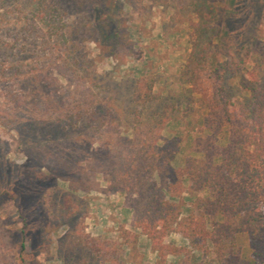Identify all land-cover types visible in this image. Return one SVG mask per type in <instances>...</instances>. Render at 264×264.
<instances>
[{"label":"rangeland","instance_id":"rangeland-1","mask_svg":"<svg viewBox=\"0 0 264 264\" xmlns=\"http://www.w3.org/2000/svg\"><path fill=\"white\" fill-rule=\"evenodd\" d=\"M62 1L66 22L74 20L79 24L83 13H89L96 20L98 15L101 17L111 12L106 8L99 13L97 0ZM134 1L132 5L125 0L121 2L128 40L120 49L109 44L99 45L83 30L84 34L80 35L83 52L95 60L96 73L106 78L100 87L99 99L105 104L101 107L110 109L111 103L107 100L111 96L122 105L119 111L111 108V112L102 113L103 116L122 120L123 110L140 77L154 82L155 94L171 97L184 90L183 97L198 101L201 95L195 93L191 96L188 93L190 84L180 83L178 76L189 57L205 49L206 41L201 43L202 48L196 46L200 44L198 35L203 23L214 30L213 34H222L224 29H228L232 42L224 50H216L215 70L209 63L201 68L199 84L194 88L202 89V93L211 98L222 78L229 80L235 75V80L228 83H237L240 76L251 80L255 62L263 67L264 0H244L246 3L240 8L232 6L233 0H205L211 5L201 16L192 8L195 0ZM12 3L7 0L0 12H5ZM108 3L110 5V0ZM18 5L25 12L32 9L30 0H20ZM220 10H227L226 18L222 19L224 13L221 14ZM20 24L21 20L15 13L1 23L0 58L5 56L4 49L7 48L1 46L3 41L5 45H13V56L8 57L10 62L23 60L35 65L36 57H39L42 63L38 67L45 69L42 77L50 80L39 91L32 84L24 89L22 86L35 75L34 68L27 64L23 68L24 78L14 83L13 90L21 98L27 93V98L21 99L26 104L12 124L0 122V264H65L58 246L70 243L73 233L77 235L79 232L87 239V248L91 252H87V248L84 251L90 260H95L94 264H230L234 260L237 261L232 264H258L250 258L251 250L245 234L238 235L232 242L230 248L234 256L229 257L226 252L220 262L216 248L209 240L213 231L208 220H205L207 235L196 247L180 232L183 227L176 223L166 231L157 228L156 241L161 240L166 247L162 248V253L154 246L153 239L133 221V212L126 204L127 197L108 175L114 163L110 157L115 150L114 140L103 130L90 134L83 124L64 126L45 112V96L55 88L61 90L67 82L54 66L49 65V55L42 49L39 39L30 38L20 31ZM251 37L255 42L252 47L249 46ZM239 40H246V46L252 52L245 63L240 62L245 59L244 52L237 55L232 48ZM219 42L217 38L213 40L211 47L204 50L206 56L212 50L214 53L213 47ZM210 61L208 57L207 62ZM25 76L27 80H24ZM2 88L0 84V90ZM218 95L215 94V99ZM66 97L64 93L62 98ZM2 100L0 98V104ZM156 106L158 102L152 103L148 111H154ZM186 108L182 104L176 115L178 118L172 116V120L160 130V140L169 142L174 136L178 137L179 150L171 164L176 170L184 168L186 157H203V154H195L193 149L197 138L207 133L201 132L205 111L199 108V102L191 111ZM118 133L123 138L133 137V130L123 124L119 126ZM162 143L160 141L159 145ZM219 144L224 146L226 139L221 136ZM187 187L188 182L184 181L179 195L166 194L167 199L178 206L177 221L190 214L198 216L197 198L207 196L205 192L189 193ZM87 237L100 239L105 244L95 246L102 249L99 255H104L107 249L112 250L107 259L99 260ZM22 243L25 247L20 253Z\"/></svg>","mask_w":264,"mask_h":264},{"label":"trees","instance_id":"trees-1","mask_svg":"<svg viewBox=\"0 0 264 264\" xmlns=\"http://www.w3.org/2000/svg\"><path fill=\"white\" fill-rule=\"evenodd\" d=\"M10 1L12 5L5 12H0V25L8 15L15 13L21 20L20 31L30 38L39 39L42 49L49 55V65L54 66L67 82V86L61 87V90L55 88V91L45 96V112H49L50 117L62 122L64 126L83 124L90 134L103 130L114 140L116 151L109 154L114 163L108 175L127 197L126 204L133 212V221L153 239L154 246L162 253V248L166 247L161 240L156 241L155 234L159 232L157 228L166 231L173 223L183 227L180 232L195 246L207 235L205 220H208L213 231L209 240L216 248L220 262L226 252L229 257L234 256L230 248L232 242L238 235L245 234L251 250L250 258L255 263L264 264V56L261 57L263 67L255 62V68L250 73L251 80L240 76L237 83H228L235 80V75L229 80L222 78L219 83L221 86L216 85L209 98V95L202 93V89L194 88V85L199 84V72L207 63L216 68V50H224L232 41L228 29H224L222 34H213L214 30L208 29L206 23H203V29L198 35L200 44L196 46L202 48L201 43L206 41L203 46L205 49L200 54L193 53L178 76L180 83L190 84L188 93L191 96L198 93L201 98L198 101L186 99L182 95L184 90L171 97L155 94L154 82L147 77H140L123 110L122 120L116 118V121L102 113H110L111 108L119 111L122 105L111 96L107 100V103H111L110 109L101 107L105 104L99 99L100 87L106 78L96 73L93 66L95 60L83 52V38L80 35L88 33L99 45L109 44L120 49L128 40V29L123 20V0H110V5L109 0H97L99 13L106 8L111 12L101 17L97 13L96 20L89 13H83L79 24L74 20L65 21L62 0H30L32 9L29 12L18 5L20 0ZM125 1L129 5L135 2ZM6 2L0 0V10ZM245 3L244 0H233L232 6L240 8ZM191 5L201 16L209 10L211 4L205 0H195ZM220 13H224L222 19L226 18L227 10H220ZM215 38L220 42L214 45V53L212 50L206 56L204 50L211 47ZM245 42L239 40L232 47L237 55L244 52L245 59H239L242 63L247 62L252 54ZM1 43V46L7 48L4 49L5 56L0 58V84L3 85L0 90V98L3 99L0 104V122L12 124L14 117L26 104L21 99H26L27 93L21 98L13 91L14 83L24 78L23 68L31 64L35 71L28 84L22 86L24 89L32 84L39 91L50 79L42 77L45 69L38 67L42 63L39 57H36L35 65L34 62L23 60L10 62L8 57L13 56V45H5L3 41ZM249 43L251 47L254 45V37H251ZM129 53H132L130 49ZM254 55L258 53L254 52ZM208 57L210 62H207ZM27 78L25 76L24 80ZM23 88L21 91L24 93ZM64 93L68 97L62 98ZM217 93L218 99H215ZM157 102L156 109L149 112L151 104ZM198 102L199 108L205 111L201 132L207 133L197 138L193 151L195 154H203V157H186L184 168L176 170L171 164L179 150L178 137L174 136L169 142L160 140V130L172 120V116L178 118L176 115L181 111L182 104L186 105L185 110L191 111ZM122 124L133 130L132 138L120 137L118 128ZM221 136L226 139L224 146L219 144ZM160 141L163 142L161 145ZM184 181L188 182L187 192H205L207 196L197 198L200 211L198 216L190 214L177 221L178 206L170 202L166 194H172L173 197V194L179 195ZM73 235L70 243L58 246L65 264H94L95 260H90L84 251L88 244L86 237L80 232ZM89 240L93 247L104 244L100 239ZM24 247L22 243L20 253ZM94 249L102 261L112 252L107 249L104 255H99L102 249ZM89 250L87 248L86 251L91 252ZM235 256L238 258V255Z\"/></svg>","mask_w":264,"mask_h":264}]
</instances>
